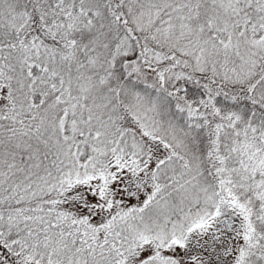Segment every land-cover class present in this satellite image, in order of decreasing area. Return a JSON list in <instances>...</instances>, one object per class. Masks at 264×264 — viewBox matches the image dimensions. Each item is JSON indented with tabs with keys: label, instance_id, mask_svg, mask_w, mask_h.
Instances as JSON below:
<instances>
[{
	"label": "snow or ice",
	"instance_id": "1",
	"mask_svg": "<svg viewBox=\"0 0 264 264\" xmlns=\"http://www.w3.org/2000/svg\"><path fill=\"white\" fill-rule=\"evenodd\" d=\"M0 264H264V0H0Z\"/></svg>",
	"mask_w": 264,
	"mask_h": 264
}]
</instances>
